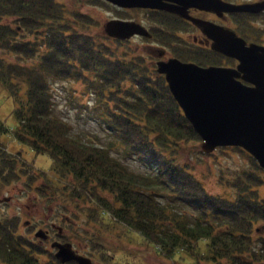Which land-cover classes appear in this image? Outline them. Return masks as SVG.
Here are the masks:
<instances>
[{"label": "trees", "instance_id": "obj_1", "mask_svg": "<svg viewBox=\"0 0 264 264\" xmlns=\"http://www.w3.org/2000/svg\"><path fill=\"white\" fill-rule=\"evenodd\" d=\"M54 1L0 0V84L12 94V115L17 123L11 131L13 138L37 153H47L53 168H65L72 176L74 184L68 188L82 190L76 196L86 194L93 209L110 214L164 250L166 257L185 242L205 238L213 256L226 258L230 264H264V230L255 234L253 245L236 222L238 218L245 226L254 219L264 222V203L254 201L253 190H249L251 196L243 197L248 177L233 201L204 193L169 149V141L197 134L169 94L162 75L159 78L166 90L157 91L156 75L152 76L156 72L143 57L124 53V60L116 59L103 42L77 31L76 17L88 18L86 14L72 10L64 16L63 8L58 9ZM8 16H14L18 25L6 24ZM193 62L201 63L196 58ZM125 79L126 84L122 83ZM70 81H77L82 93L91 95L90 105L71 95ZM62 82H68L69 91L59 88ZM58 88L76 119L93 122L103 134L105 148L85 144L69 133L70 123L56 109ZM4 157L0 150V170L7 168L15 178L13 160L7 162ZM131 159L145 171L129 170L124 161ZM1 178L7 181L0 171ZM235 182L237 186L238 180ZM96 188L112 194L114 202L98 195ZM243 209L254 219L244 215ZM193 210L233 221L218 219L216 226L223 221L225 227L214 230L206 216H196ZM14 226V221H0V262L42 264L10 232Z\"/></svg>", "mask_w": 264, "mask_h": 264}, {"label": "rangeland", "instance_id": "obj_2", "mask_svg": "<svg viewBox=\"0 0 264 264\" xmlns=\"http://www.w3.org/2000/svg\"><path fill=\"white\" fill-rule=\"evenodd\" d=\"M54 3L58 9L63 8L64 16L72 10L80 12V15L86 14L88 18L76 17L77 31L90 34L97 41L103 42L107 48H110L116 59L124 60L126 58L124 53L140 56L143 57L144 63L152 71L153 69L155 71V60L146 54L145 45L139 38L130 41L114 40L106 37L101 28L105 21L114 18H130L140 21L144 25V20H147L144 13L135 10L122 13L104 0H55ZM2 21L4 20L2 19ZM5 21L10 27L18 25L14 16H8ZM227 23L234 26L232 22L228 21ZM234 23L238 33L245 40L254 41L264 46V14L234 20ZM16 39L18 38L16 37ZM188 54L192 56V53ZM5 56L7 60H13L12 57ZM195 58L201 62L199 65H206L210 61L215 62L212 63L214 65H233V61L229 58L222 55L214 56L207 52L195 56ZM154 75H156L157 91L166 90L167 87L164 89L159 78L161 76L156 73L152 74V76ZM125 80L122 83H128V79ZM76 82H69L73 83L71 84L73 88L71 95L90 105L91 95L82 93V87ZM68 85V82H62L59 88L62 87L69 91ZM59 88L56 90V109L58 115L70 123L72 129L66 128L69 133L76 135L85 144H93L92 146L95 148L100 146L105 148L107 142H104L103 134L97 131L92 122L83 123L81 118L76 119L74 109H67L69 102L64 98V94ZM21 94L22 90L16 95L20 96ZM13 108L12 94L0 84V150L4 153L5 161L13 160V168L16 173V177L13 178L7 168L0 170L1 177L7 180L3 182L2 178L0 179V198H7L6 201L0 202V221L3 223L14 221L15 226L10 228V232L17 235L19 243L26 244L27 253L32 258L42 264L55 261L49 243L52 239H59L69 242L77 253L88 256L92 264H230L226 258L213 256L208 248L209 240L205 238L185 242L184 246L173 248L171 257H166L164 250L157 248L138 233L116 222L110 214L100 208L93 209L91 200L86 194L76 196L82 190L73 192L68 188L74 184V181L65 168H53L52 159L47 153H37L13 138L11 131L17 125L12 115ZM3 127L6 128V131L1 132ZM200 143L201 140L197 136H189L185 139L169 141V149L175 152L174 159L178 163L184 164L189 175L198 183L204 193L233 201L239 195L238 187H243V181L247 176L248 183L245 185L246 191L243 193V197L247 198L246 196L250 195L249 190H253L254 201L264 203V171L244 151L237 147H217L212 152L205 154L200 150ZM173 156L171 155V157ZM124 163L131 171H145V168L136 160H125ZM59 168L62 169L57 171ZM237 180L239 184L236 186L235 181ZM95 191L108 201L114 202L112 194L97 188ZM186 210L190 212L188 208ZM245 211L247 210L243 209L244 215L254 219V215L245 213ZM201 212L194 213L193 210L191 213L199 217L206 216L207 220L212 222L214 230H223L225 227L223 221L220 222L221 225L216 226L219 223L218 219L233 221L223 215L213 218L211 215ZM236 222L242 225V231L249 234L253 245H255V234L263 233L261 226L264 225V222L254 219L248 226L244 225L243 219L241 221L238 218ZM49 225L60 227V232L50 230ZM38 228L49 231L50 239L48 241L39 243V240L33 236L34 231Z\"/></svg>", "mask_w": 264, "mask_h": 264}, {"label": "water", "instance_id": "obj_3", "mask_svg": "<svg viewBox=\"0 0 264 264\" xmlns=\"http://www.w3.org/2000/svg\"><path fill=\"white\" fill-rule=\"evenodd\" d=\"M117 8L160 9L188 19L210 39V49L236 61L232 67L200 66L168 58L155 62L169 93L183 112L193 131L202 140L204 153L216 147L236 146L246 151L264 171V46L245 43L230 28L191 17L186 9L194 7L222 12H258L264 2L232 4L223 0H104ZM102 32L112 38L132 35L148 37L146 29L132 20L109 19ZM7 198H0V201ZM34 236L45 239L41 229ZM54 258L65 263L92 264L90 258L77 254L68 242L52 241Z\"/></svg>", "mask_w": 264, "mask_h": 264}, {"label": "flooded vegetation", "instance_id": "obj_4", "mask_svg": "<svg viewBox=\"0 0 264 264\" xmlns=\"http://www.w3.org/2000/svg\"><path fill=\"white\" fill-rule=\"evenodd\" d=\"M223 1L232 4L264 2V0H223ZM116 9L122 13L123 12L127 13V11H133V10L141 11L146 15L147 20H144V25H142L140 21H136L130 18L129 19L141 24L146 29L149 36L145 37L141 35H132L129 38L124 39L123 41H130L134 38H139V40L143 42V45H145L146 54L152 57L153 60L155 61L159 59L166 60L167 58L175 57L181 61L193 62V58H195V56L203 55L204 52H207L214 56L220 55L219 53L210 49V43H211L210 39H208L199 30V28L188 19H185L174 13L160 9H147V8H136V9L116 8ZM186 14L194 18L207 20L218 26L230 28L236 33L237 36L241 37L245 41V43H250V42L256 43L254 41L245 40L242 37V35L238 33L234 20L237 21L238 19L241 20L248 16L264 14V10H260L255 13L232 11V12H222L220 14H216L211 11L200 10L194 7H189L186 9ZM121 19H125V18H121ZM228 21L232 22L234 26L229 25L227 23ZM172 32L173 34H171ZM187 52L192 53V56ZM232 61H233V65L225 64L223 66H234L236 62L235 60ZM206 65H214V64L207 63ZM52 226L53 225H49L50 230H54ZM55 232L59 233L60 229L55 230ZM46 233H47V237L43 240L38 241L39 243L48 241L50 239L49 231L46 230ZM52 240H57L61 242V240L59 239H52Z\"/></svg>", "mask_w": 264, "mask_h": 264}]
</instances>
